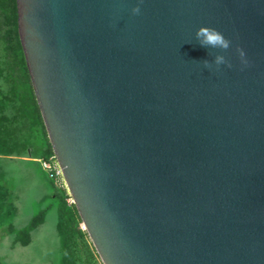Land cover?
<instances>
[{
  "label": "water",
  "instance_id": "1",
  "mask_svg": "<svg viewBox=\"0 0 264 264\" xmlns=\"http://www.w3.org/2000/svg\"><path fill=\"white\" fill-rule=\"evenodd\" d=\"M15 2L101 263L264 264V0Z\"/></svg>",
  "mask_w": 264,
  "mask_h": 264
},
{
  "label": "trees",
  "instance_id": "2",
  "mask_svg": "<svg viewBox=\"0 0 264 264\" xmlns=\"http://www.w3.org/2000/svg\"><path fill=\"white\" fill-rule=\"evenodd\" d=\"M18 159L35 166L49 194L50 202L29 224L16 229V196L4 165ZM41 161H55L39 107L31 85L18 35L15 0H0V229L12 237L14 245L26 247L31 234L40 227L49 210H54L59 242V264H102L63 182L51 179Z\"/></svg>",
  "mask_w": 264,
  "mask_h": 264
},
{
  "label": "rangeland",
  "instance_id": "3",
  "mask_svg": "<svg viewBox=\"0 0 264 264\" xmlns=\"http://www.w3.org/2000/svg\"><path fill=\"white\" fill-rule=\"evenodd\" d=\"M16 196V229L26 227L31 218L50 202L42 200L49 194L47 184L38 169L18 159L4 165ZM55 212L49 210L44 223L31 234V243L22 247L12 243V237L0 229V264H59V242L55 230Z\"/></svg>",
  "mask_w": 264,
  "mask_h": 264
},
{
  "label": "built area",
  "instance_id": "4",
  "mask_svg": "<svg viewBox=\"0 0 264 264\" xmlns=\"http://www.w3.org/2000/svg\"><path fill=\"white\" fill-rule=\"evenodd\" d=\"M40 164H41V168L46 173H48L51 179H55L57 183L60 182V180H62L61 172L58 168L56 161H53V162L41 161ZM68 203H72V200L69 199Z\"/></svg>",
  "mask_w": 264,
  "mask_h": 264
}]
</instances>
